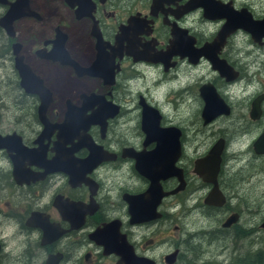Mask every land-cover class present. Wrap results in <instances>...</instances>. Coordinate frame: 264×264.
Instances as JSON below:
<instances>
[{
	"label": "flooded vegetation",
	"instance_id": "1",
	"mask_svg": "<svg viewBox=\"0 0 264 264\" xmlns=\"http://www.w3.org/2000/svg\"><path fill=\"white\" fill-rule=\"evenodd\" d=\"M229 10H247L257 21L264 18V13L260 18L254 17L253 8L247 2L237 4L235 0H0L1 66L4 68L7 60L11 63L18 89L14 92L30 99L28 103L35 101L32 108L26 106L19 110L21 113L7 125L0 113V264H118L120 257L117 254L105 255L103 247L97 244L99 233L96 231L103 230L108 224L116 229L117 234L125 236L135 255L157 264L150 253L157 248V238L165 239L167 232L154 229L156 236L153 234L150 237L149 233L137 243L131 239L132 230H149L160 223L167 202L175 203L191 185L185 170L178 166L183 153L182 132L179 129L180 156L175 167L183 171V191L161 198L155 209L158 217L132 224L129 211L131 198L147 192L150 181L136 169L135 160L128 151L150 152L155 147L154 142L147 144L145 141L141 101L157 111L161 128L175 126L166 127L160 111L139 96L138 127L143 136L140 147L135 148L123 136L117 139V134L112 136L110 133L115 130L112 122L125 114L116 97L128 91L120 87L121 82L137 80L144 76L143 72L153 74L156 71L163 76L178 78L190 75L206 64L209 69L206 76L210 78L205 85L210 84L228 108L227 115L219 116L228 118L233 110L231 98L228 92L223 96L221 85L232 86L247 78L239 64L232 61L227 51L232 47L229 44L236 33L244 32L262 48L264 37L254 41L251 34L237 30L224 41L216 57L227 65H224L226 76L220 74L212 60L197 58L193 53L212 43L225 22L208 19L206 13L220 15ZM198 15L205 23L219 24L204 39L199 37L195 28ZM132 34L136 36V47L131 42ZM208 52L213 55L211 50ZM16 58H20L50 93V103L43 116H39L38 94L22 84ZM262 64L264 67V62ZM260 73L264 74V68ZM260 73L259 77L253 76L260 86L259 92L242 109L243 118H236L235 123L240 127L256 125L259 129L264 118L263 98L259 118L251 119L253 101L258 96H264V76ZM58 80L63 83L58 84ZM168 82L173 81L162 85L157 81L154 87L157 84H160L158 87H165ZM203 86L196 90L201 100L200 89ZM60 90H66L62 104L58 97ZM0 110L4 111V107L1 106ZM59 110H62L61 114ZM51 113L55 115L51 116ZM67 114L68 120H78L71 123L77 126L72 132L78 135L73 134L74 137L71 133L70 143L61 148L56 126H65ZM44 129L53 132L46 137L43 136ZM263 133L264 130L254 140L253 151L255 141ZM218 140L224 139L218 138L215 143ZM224 141L216 181L225 197V187L232 186L230 179L226 182L222 173L227 145ZM89 142L102 150L95 160L85 164L83 161L87 160L89 150L82 145ZM71 149H74L72 154L69 153ZM59 150L62 160L58 167L63 170L54 169ZM102 151L108 153L106 159L97 163L102 158ZM197 159L191 163V171L207 188L208 194L213 185L202 181L194 173ZM108 180L113 182L110 189L115 191L114 199L109 194L110 189L108 197H102L103 189L107 188L105 181ZM178 184L176 177L159 181L162 192L173 191ZM144 198L146 194L141 207ZM227 201L225 198V203ZM141 207L140 210L144 211ZM146 209L149 211L148 206ZM231 216H235L236 222L228 228H240V214L231 213L228 218ZM175 230L178 227L172 228V231ZM6 248L8 251H5ZM174 252L176 261L179 251ZM167 256L162 257L161 264H167Z\"/></svg>",
	"mask_w": 264,
	"mask_h": 264
},
{
	"label": "rangeland",
	"instance_id": "2",
	"mask_svg": "<svg viewBox=\"0 0 264 264\" xmlns=\"http://www.w3.org/2000/svg\"><path fill=\"white\" fill-rule=\"evenodd\" d=\"M235 1L237 4L242 1L250 4L254 17L260 18L264 13V0ZM218 26L216 22H203L199 15L195 24L196 32L202 39L209 37ZM229 45L232 47L227 51L230 52L232 61L239 64L246 72L247 78L232 86L221 85L223 96L228 92L231 98L233 110L228 118L219 116L206 125L203 124L201 118L203 102L196 90L209 81L210 77L206 76L209 72L206 64L199 66L196 72L178 78L163 76L154 71L155 74L143 72L144 76L137 80L120 83V87L128 91L119 93L116 101L124 108L125 114L112 122L115 128L110 132L112 136L117 134V139L123 136L133 147H140L143 135L138 127L139 96L160 111L164 120L162 123L166 127L175 126L182 132L183 153L178 166L185 170L191 185H188L187 190L182 192L175 203L167 202V206L164 207V218L159 221L160 223L149 230L145 228L140 231L132 230L134 233L131 239L137 243L142 236L148 237L150 233L151 237L154 229H159L161 233L167 232L165 239L157 238V248L150 253L157 264H161L163 256L173 254L175 250L179 251V255L174 264H264V231L260 228L264 220V156H257L253 151L254 140L264 130V118L261 119L259 129L255 127L256 125L240 127L235 123L238 116L243 118L242 109L260 90L253 76L259 77L260 71L264 68L262 64L264 45L262 48L258 47L244 32L236 33ZM0 68H3L1 62ZM4 68L5 77L0 80V107L3 106L4 111L0 110V113L3 114L2 118L7 121L5 124L7 125L21 113L19 110L26 106L32 108L35 101L28 103L30 99L23 98L17 91L14 92L18 89L8 60ZM260 74L264 76L263 73ZM157 81H160L161 85L166 81L173 82H168L165 87H158L160 84L154 87ZM57 82L63 83L62 80ZM64 94L66 90H60L58 96L60 104L66 96ZM262 109L264 115V103ZM58 113L61 114L62 110ZM54 115L55 113H51V116ZM218 138L227 142L222 173L224 180L228 182L230 179L232 186L225 187L224 195L228 201L222 208L208 207L204 204L207 188L191 171V163L199 156L205 155ZM105 182L107 188L103 189L102 197H108L107 191L112 188L113 183L110 180ZM109 194L112 199L115 198V191L110 189ZM231 213L240 214V228L222 227ZM174 227H178V230L172 231Z\"/></svg>",
	"mask_w": 264,
	"mask_h": 264
},
{
	"label": "water",
	"instance_id": "3",
	"mask_svg": "<svg viewBox=\"0 0 264 264\" xmlns=\"http://www.w3.org/2000/svg\"><path fill=\"white\" fill-rule=\"evenodd\" d=\"M205 17L211 20L221 19L225 22L214 41L210 44H205L204 47L199 51L194 50L193 55L197 58L203 57L212 60L213 64L219 70L220 74L222 76H226L225 66L227 65L224 61L221 62L218 60V58L216 57V53H218L220 48L224 45V41L237 30H243L251 34L254 41H258L260 38L264 37V18L261 21L254 20L251 14L247 12V10H229L223 12L220 15H208L206 13ZM175 40L176 39L174 37V41ZM131 42L136 47L135 34H132ZM209 50L213 52V55L208 52ZM133 54L136 55V52H134ZM16 67L18 71H20L23 86L27 88L30 87L33 92H35V94H38L40 98V106L38 109L39 116H43L50 103L49 91L45 88V86H43V82L20 61V58L16 60ZM200 92L201 98L203 100L201 118L204 124L211 122L221 114H228L227 106L217 95L210 84L204 85L200 89ZM263 98L264 96H258L253 101L251 107V119L256 120L259 118L260 103ZM141 104L143 106L142 131L146 135L145 141L147 144L154 142L155 147L150 152L144 151L140 153H133L131 152V150L128 151L129 156L134 158L135 160L136 169L150 181V186L147 192L131 198L132 201H130L129 211L131 215L130 222L132 224L150 221L153 220V218L158 217L157 215H155V209L161 198L177 192H181L184 189L183 171L180 168L175 167V164L180 156V130L176 127L161 128L159 126L160 117L157 116V111L152 107L143 104L142 101ZM68 117L69 116L67 114L65 119V126L64 124L58 126L55 125L57 129L58 144L61 145V148L64 147L66 143H70L71 133L72 136L78 135V133L74 134L72 132L73 128L77 129V126L71 124L78 122V120H74L72 118L68 120ZM45 125L46 124H44V126ZM52 132H48L46 129H44L43 136L48 137ZM79 139L82 140L81 138ZM223 144V140H218L204 157L199 158L195 161L194 166V173L199 176L202 181L213 185L211 191H209L204 200L205 205L212 207H222L225 204V197L221 194L216 181L217 174L220 169ZM82 146L86 147L89 150V156L87 160L83 161V163L85 164L95 160V157H97L101 152L100 150H102L100 147L92 144V142H89L88 144ZM73 151L74 149H71L69 153L72 154ZM254 151L259 155L264 154V133L255 141ZM60 152L61 151L59 150L57 154L58 157H55V160L57 162V166L54 168L55 170H63L59 169L60 167H58L59 165H61L59 164V161L62 160L61 155L59 154ZM102 152L104 154L101 153L102 158L98 160L97 163L106 159V154L108 153L104 151ZM172 177H176L178 179V186L173 191L162 192L159 181L166 180ZM145 194V205L143 203L141 207V202ZM147 206L149 208V211L146 209ZM140 207L144 211L140 210ZM235 222V216H231L224 222L222 227L228 228ZM112 227L113 226L111 224H108L107 226H104L103 230L98 229L96 231L97 233H99L97 235V239L99 240L97 241V244L103 247L105 255H108L110 253L117 254V256L120 257L118 264H154L153 261L147 258L135 255V253L133 252V247L126 242L125 236L117 234L116 229L113 230ZM261 227L262 229H264V222L262 223ZM175 256L176 252L167 256L166 263L173 264L175 262Z\"/></svg>",
	"mask_w": 264,
	"mask_h": 264
},
{
	"label": "clouds",
	"instance_id": "4",
	"mask_svg": "<svg viewBox=\"0 0 264 264\" xmlns=\"http://www.w3.org/2000/svg\"><path fill=\"white\" fill-rule=\"evenodd\" d=\"M5 77V68H0V80H3ZM5 251H8L6 248Z\"/></svg>",
	"mask_w": 264,
	"mask_h": 264
}]
</instances>
